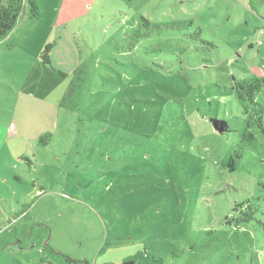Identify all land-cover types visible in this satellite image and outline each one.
Wrapping results in <instances>:
<instances>
[{"label": "rangeland", "instance_id": "1", "mask_svg": "<svg viewBox=\"0 0 264 264\" xmlns=\"http://www.w3.org/2000/svg\"><path fill=\"white\" fill-rule=\"evenodd\" d=\"M35 1L0 43V264H264V83L234 88L264 0Z\"/></svg>", "mask_w": 264, "mask_h": 264}, {"label": "trees", "instance_id": "2", "mask_svg": "<svg viewBox=\"0 0 264 264\" xmlns=\"http://www.w3.org/2000/svg\"><path fill=\"white\" fill-rule=\"evenodd\" d=\"M28 10H30L31 14L33 16L38 15V5L35 0H0V43L2 41H8L10 36H12V31L18 26L20 23L22 17L27 14ZM141 20L144 22H140V25H150V21L148 18L142 16ZM149 29H153L152 26H150ZM152 31V30H151ZM149 32V31H148ZM148 32L141 33L139 30L135 32V35L139 36L142 34H145L148 36ZM55 46V42H48L43 50L40 53L41 61L45 64H49L52 67V59H51V52ZM235 80V86L236 92L239 96V98L243 101L248 102L251 104L254 108L256 107L259 112H262V107L260 106V103L256 100L257 92L261 91L263 89V83L264 78H254L252 80H244L239 81ZM211 121L216 125H221L223 128V131L227 129V122L224 119L219 118H212ZM51 133H44L39 136V144L41 146H46L51 141ZM241 155L237 152H235V157L232 158L235 162V158H239ZM248 208V207H247ZM243 217L240 220V224H246L250 220L254 218V211L253 210H246L243 212ZM147 250V247H144V250L138 251L136 254L126 257L123 260V264H135L139 257L145 253ZM68 260H72L70 257L66 256Z\"/></svg>", "mask_w": 264, "mask_h": 264}, {"label": "water", "instance_id": "3", "mask_svg": "<svg viewBox=\"0 0 264 264\" xmlns=\"http://www.w3.org/2000/svg\"><path fill=\"white\" fill-rule=\"evenodd\" d=\"M215 126H216V127H217V128L220 130V131H222V130H223V128H222V126H221V125H219V126H218V125H216V124H215Z\"/></svg>", "mask_w": 264, "mask_h": 264}, {"label": "built area", "instance_id": "4", "mask_svg": "<svg viewBox=\"0 0 264 264\" xmlns=\"http://www.w3.org/2000/svg\"><path fill=\"white\" fill-rule=\"evenodd\" d=\"M9 129L11 130V129H14V128H13V126H11Z\"/></svg>", "mask_w": 264, "mask_h": 264}, {"label": "crops", "instance_id": "5", "mask_svg": "<svg viewBox=\"0 0 264 264\" xmlns=\"http://www.w3.org/2000/svg\"><path fill=\"white\" fill-rule=\"evenodd\" d=\"M10 38H11V36H10ZM10 38H9V39H10ZM9 130H10V129H9Z\"/></svg>", "mask_w": 264, "mask_h": 264}]
</instances>
